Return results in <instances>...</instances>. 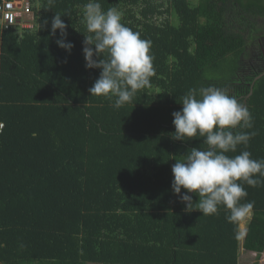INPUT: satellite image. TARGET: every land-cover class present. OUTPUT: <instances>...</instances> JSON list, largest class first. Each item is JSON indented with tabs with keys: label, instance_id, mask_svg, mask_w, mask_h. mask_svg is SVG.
<instances>
[{
	"label": "trees",
	"instance_id": "16d2710c",
	"mask_svg": "<svg viewBox=\"0 0 264 264\" xmlns=\"http://www.w3.org/2000/svg\"><path fill=\"white\" fill-rule=\"evenodd\" d=\"M29 1L34 31L0 29V264H239L240 247L261 254L264 184H244L241 203L254 208L243 239L223 206L204 216L173 193L175 159L206 145L174 140L171 114L189 89L224 90L253 120L237 131L256 132L227 155L264 160V0H98L151 41V87L119 109L88 91L101 71L82 52L90 0ZM55 14L70 53L59 30L50 35ZM230 64V76L208 79Z\"/></svg>",
	"mask_w": 264,
	"mask_h": 264
},
{
	"label": "clouds",
	"instance_id": "9594fccd",
	"mask_svg": "<svg viewBox=\"0 0 264 264\" xmlns=\"http://www.w3.org/2000/svg\"><path fill=\"white\" fill-rule=\"evenodd\" d=\"M122 16L116 8L103 11L98 0L84 5L83 22L88 33L84 35L82 48L85 67L101 69L88 91L90 96L115 98L116 109L130 103L139 90L151 87L150 78L155 75L151 41L141 39L139 32L121 23ZM66 27L61 15L55 14L50 35L55 36L59 30L61 38L56 43L70 53L73 44L66 42ZM180 104L182 108L171 114L175 129L172 138L177 141L202 138L206 148H191L175 159L171 168L173 193L180 196L187 210L196 209L208 216L217 214L223 206L229 213L228 222L245 219L254 202L241 203L248 195L244 184L253 188L264 184V160L252 159L246 150L234 157L227 153H235L241 144L246 148L256 135L255 131H237L253 128L248 108L226 91L211 86L189 89ZM182 189L186 191L182 193ZM189 193L198 197L194 208Z\"/></svg>",
	"mask_w": 264,
	"mask_h": 264
},
{
	"label": "built area",
	"instance_id": "2783aa9c",
	"mask_svg": "<svg viewBox=\"0 0 264 264\" xmlns=\"http://www.w3.org/2000/svg\"><path fill=\"white\" fill-rule=\"evenodd\" d=\"M33 15L29 0L0 1V29H15L20 34L34 29L30 22Z\"/></svg>",
	"mask_w": 264,
	"mask_h": 264
},
{
	"label": "rangeland",
	"instance_id": "374dc122",
	"mask_svg": "<svg viewBox=\"0 0 264 264\" xmlns=\"http://www.w3.org/2000/svg\"><path fill=\"white\" fill-rule=\"evenodd\" d=\"M35 6L39 7L38 4H36ZM231 67H232L231 64L229 66L223 65L221 68L217 70L210 71V73H208V79L230 76L232 72ZM250 219H251V213L245 219L241 220L239 223V231L242 239L245 235ZM239 264H264V251L261 254H255L252 252H247L242 247H240Z\"/></svg>",
	"mask_w": 264,
	"mask_h": 264
},
{
	"label": "water",
	"instance_id": "95a60500",
	"mask_svg": "<svg viewBox=\"0 0 264 264\" xmlns=\"http://www.w3.org/2000/svg\"><path fill=\"white\" fill-rule=\"evenodd\" d=\"M256 78H257V77H256ZM256 78H255V79H256Z\"/></svg>",
	"mask_w": 264,
	"mask_h": 264
}]
</instances>
